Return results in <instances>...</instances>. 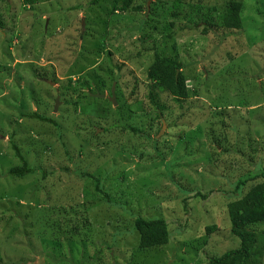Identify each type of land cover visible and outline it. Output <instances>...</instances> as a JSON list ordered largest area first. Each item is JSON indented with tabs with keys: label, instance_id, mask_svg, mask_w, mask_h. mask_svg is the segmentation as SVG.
Listing matches in <instances>:
<instances>
[{
	"label": "rangeland",
	"instance_id": "rangeland-1",
	"mask_svg": "<svg viewBox=\"0 0 264 264\" xmlns=\"http://www.w3.org/2000/svg\"><path fill=\"white\" fill-rule=\"evenodd\" d=\"M91 1L54 0L18 14V0H0V264H78L84 257L89 264H132V259L139 264H207L208 258L236 248L225 193L232 192L238 177L259 165L264 169V20L255 12L257 0H135L146 8L155 5L154 16L146 23L149 11L109 16L108 41L95 19L106 18L110 1ZM231 1L243 4V30L215 26ZM205 9L212 10L211 28L202 35ZM155 56L181 63L189 91L181 106L161 96L165 111L159 120L149 105L145 78ZM68 79L75 87L72 100L82 97L73 108L60 91ZM78 79L88 87L81 88ZM110 80L121 91L112 107L94 97L96 90L109 97ZM56 90L61 95L55 112ZM87 94L89 101L83 98ZM118 105L131 106L130 123L149 139L110 128L118 121ZM101 108L109 119L96 117ZM31 113L57 126L28 118ZM217 138L227 141L217 145ZM242 143L246 148L236 151ZM12 145L33 174L9 176L21 165ZM75 174L99 179L110 202L102 195L90 197L94 185ZM261 181L249 180L244 192ZM50 184L54 188L40 190ZM77 185L85 186L81 197ZM136 217L166 220L172 241L137 253ZM78 218H87L89 228L77 242L54 236L53 224L67 221L70 229ZM212 224L220 230L205 245L203 227ZM172 242L178 245L173 257Z\"/></svg>",
	"mask_w": 264,
	"mask_h": 264
},
{
	"label": "trees",
	"instance_id": "trees-1",
	"mask_svg": "<svg viewBox=\"0 0 264 264\" xmlns=\"http://www.w3.org/2000/svg\"><path fill=\"white\" fill-rule=\"evenodd\" d=\"M54 0H18V9L17 12L18 14L34 9L35 6L37 5H42L46 3H50ZM110 1V3H108ZM263 3L264 0H257L255 1V12L257 14V17H261L264 20V15L261 14V10L264 11V7L261 4ZM105 4L108 3L110 8L108 9V13L106 14V18H100L98 17L97 22L95 25L101 26L102 30V37L104 40L108 41L110 40L108 36V31H107V18L110 16H113L117 14L118 12L120 14H138L141 12H148L149 15H147L146 19L144 22L146 23L147 20H149L150 17L154 16V9L155 5L150 6L149 8L143 7V3H138L135 4V0H92L89 4L90 5H96V4ZM106 6V5H105ZM104 10V9H103ZM106 10V9H105ZM214 10V9H213ZM243 10V4L240 2H234L231 1L228 4V7L220 11V26L215 25L216 28L224 31H239L243 30V25H242V13ZM212 10L205 9L204 13L201 14L202 19L200 20L205 24L203 30L201 31V34H207V29L211 26L208 24V15ZM217 11V10H214ZM97 17V16H96ZM95 17V18H96ZM171 17H175L173 14ZM1 18V14H0ZM99 19V20H98ZM2 25V21L0 20V27ZM198 25V23H196ZM264 27V26H262ZM88 28V27H87ZM211 28V27H210ZM98 26L96 27V34ZM94 30V29H93ZM230 37H235L234 35H230ZM108 56H110V53H108ZM231 58V57H230ZM230 62V59H229ZM108 74V73H107ZM39 76V75H38ZM42 77V76H41ZM146 81H147V92H148V101L149 105L151 107V110L155 111L154 113V118L159 120L161 117L162 112L165 111V107L161 103V96L165 95L170 100L174 101L175 103L181 104L188 100L189 98V91L186 88L185 85V76L183 74V66L181 63H179L176 59H165L161 58L158 56H155V59L149 69L146 72ZM80 79H78L79 81ZM111 83H114L116 80H110ZM48 82V81H46ZM81 82V80H80ZM36 83H43V82H35ZM67 85L66 87H63L60 91L62 93V96H68V99H66L65 103L68 106H71L72 108L77 105L82 99L80 95L77 96L76 100L73 101L71 94H75V87L72 86V81L71 79L67 80ZM44 84V83H43ZM81 88L88 87L87 83L81 82L79 84ZM102 88L103 86L100 85ZM115 96L117 98L118 95L121 94V91L118 89L117 85L115 86ZM33 91V90H32ZM98 92L97 90L94 92V94ZM99 93V92H98ZM110 93V89H109ZM70 94V95H69ZM101 94V93H99ZM195 94V92H194ZM59 95H61L59 93ZM61 96V97H62ZM85 100L89 101L88 94L84 95L83 97ZM91 100L97 99V98H90ZM39 104H40V109L45 111L47 109L46 105L44 102H42V99H39ZM99 100V99H97ZM110 104V102L105 101ZM244 105V104H241ZM112 107V104H110ZM126 106H117L115 108V116L118 117V121H116V124H113L110 128L111 129H119L125 132H129L133 136H138L141 138L147 137L149 139L148 134L145 133V130L133 126L130 123V120L133 116V112L131 110V106L129 105V110H125ZM72 110V109H71ZM127 111V112H126ZM141 113H144V116H146V113L141 110ZM97 112V118H104V119H109V112L106 109H96ZM129 112V113H128ZM75 113V112H74ZM126 115L129 117L127 118ZM28 118L35 119L39 122L42 123H48L53 126H57L56 122L53 119H47L42 116L36 115V113H31L30 116L27 115ZM26 117V118H27ZM128 119H129V124H128ZM96 126L99 125L98 122L95 123ZM169 127V125H167ZM112 130V131H113ZM109 129H104L103 133H109ZM59 133L57 134V137H59ZM225 141L226 138H224ZM221 138L214 139L215 144L218 145V143L224 142ZM154 142V141H153ZM13 144V143H12ZM108 142H104V145H108ZM249 148L252 151V154L256 153V149L251 147L250 144ZM13 146V150L15 152V155L17 158L21 161L22 166L14 167L8 171V174L10 177H15V178H22L25 175H30L33 174V170L29 168L27 165L26 160L20 155L19 150L17 149L16 146ZM246 144L244 145L242 143L241 146H238V148H235L236 151L240 150L242 151L244 148H246ZM82 147V146H81ZM80 147V148H81ZM105 147V146H104ZM83 149H87L88 146L85 145V147H82ZM44 151L48 150V146L43 147ZM156 149V146L154 147ZM166 150L163 148V152ZM81 152V151H80ZM79 152V153H80ZM160 158H164L165 156L159 155ZM252 157V155H251ZM249 157L251 160L252 158ZM211 160V159H210ZM162 162V160H161ZM82 163V162H81ZM246 163H250L249 161H246ZM237 164V163H236ZM78 166V164H75ZM80 165V164H79ZM236 166H239L237 164ZM75 170L77 171V167H75ZM67 172V170H66ZM76 177L82 179V182L88 184H93L94 185V190L95 194H91L90 197H94L96 195H102V197L105 199V202H110L109 198L105 193L101 191L100 184L101 182L99 179L94 177L93 175H85V174H75ZM45 177V176H44ZM258 178H260L262 181L261 182H254L248 189L247 192H244V189L246 188L247 182L250 181H255ZM53 186V184H50L47 189H45V185H41L40 190H44V192H47L46 190H50V188ZM55 186V185H54ZM53 186V188H54ZM80 186V185H77ZM234 188L232 192L227 194V204L225 206V211L227 214L228 218V225H229V231L231 234V238L236 243V248L235 249H229L226 250L222 255L220 256H215L207 259V264H262L263 258H264V169L262 168V165H259L256 170L252 173H246L243 174L242 176L238 177L236 180L235 184L233 185ZM182 193H185V190H180ZM80 197L82 196V193L85 192V186L81 188L80 186ZM188 191H186L187 193ZM244 192V193H243ZM86 193V192H85ZM212 194V192H209ZM209 193L202 195L201 193H194L195 197L208 199ZM62 195V192L59 191L55 197H57L58 200L57 203H59L60 196ZM48 196L47 194L45 197ZM85 196V195H84ZM79 198L76 199V201ZM45 203V201H42ZM101 203L93 204V205H100ZM61 223V224H60ZM60 223H55L52 225V229L55 231L53 232L54 236H65L66 240L74 241L77 242L79 238L78 235L81 237L84 235H81V232L84 230V228H89L88 225L89 223L87 222V218H78L75 222V224L70 226V229H67V227L70 225V222L65 223L60 222ZM63 224V225H62ZM168 224L166 220L162 219H153V220H144L142 218L136 217L134 218L133 221V228L134 232H136L137 236V246L135 247L137 253H149L152 250L161 248L165 245H167L169 242L172 241L171 235L169 234V229H168ZM83 227V228H82ZM224 227V226H223ZM220 228L217 227L216 224H212L209 226L203 227V232L205 233V245L207 243V238L212 233H215L219 231ZM71 239V240H70ZM171 239V241H170ZM58 240V239H56ZM55 245H58V242L53 241ZM173 246L172 250V257L174 256L176 250L178 249V245L172 242L170 244ZM74 251V250H73ZM135 251V250H134ZM211 253H213L211 251ZM74 255V253H73ZM48 256L50 257L51 255ZM133 258V254L131 255ZM202 256L204 257V253H202ZM62 256H59L58 258H61ZM131 258V259H132ZM80 260L79 263H86L89 264V257H84V258H78ZM59 260V259H55ZM72 261V258H71ZM132 264H139L138 261L135 259L131 260ZM50 264V263H49ZM130 264V263H129ZM206 264V263H204Z\"/></svg>",
	"mask_w": 264,
	"mask_h": 264
},
{
	"label": "water",
	"instance_id": "water-1",
	"mask_svg": "<svg viewBox=\"0 0 264 264\" xmlns=\"http://www.w3.org/2000/svg\"><path fill=\"white\" fill-rule=\"evenodd\" d=\"M50 85H53V83H49ZM94 97L98 98V99H106L108 102L112 103L114 106H116L115 103V94H114V84L112 85V89H111V93H110V97H105L104 95H99V94H95ZM59 105V97L57 96L55 99V105H54V111H57V106ZM163 129H165V124L164 122L162 123V130L159 132L158 137L162 134Z\"/></svg>",
	"mask_w": 264,
	"mask_h": 264
},
{
	"label": "clouds",
	"instance_id": "clouds-1",
	"mask_svg": "<svg viewBox=\"0 0 264 264\" xmlns=\"http://www.w3.org/2000/svg\"><path fill=\"white\" fill-rule=\"evenodd\" d=\"M82 35V34H81ZM113 84H115V83H113ZM112 84V85H113ZM114 89H115V86H114ZM57 91V96L59 97V99H60V95H59V91L58 90H56ZM111 93V92H110ZM110 93H109V97H110ZM95 94H98L97 92L95 93ZM99 95H101V94H99ZM56 96V97H57ZM105 96V95H104ZM106 97V96H105ZM56 99V98H55ZM55 101V100H54ZM107 101V100H106ZM20 166H22V163H21V165ZM25 176H28V175H25Z\"/></svg>",
	"mask_w": 264,
	"mask_h": 264
}]
</instances>
